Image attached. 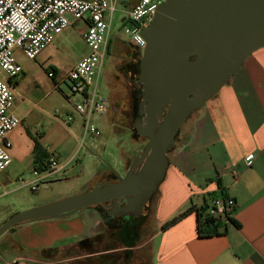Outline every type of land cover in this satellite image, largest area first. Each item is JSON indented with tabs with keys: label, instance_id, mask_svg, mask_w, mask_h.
Segmentation results:
<instances>
[{
	"label": "crops",
	"instance_id": "obj_1",
	"mask_svg": "<svg viewBox=\"0 0 264 264\" xmlns=\"http://www.w3.org/2000/svg\"><path fill=\"white\" fill-rule=\"evenodd\" d=\"M117 1L125 26L124 17L139 0ZM71 29L82 39L87 25L75 22ZM115 39L111 28L109 51ZM116 40L114 64L127 57V50L123 52L122 49L130 44L128 39ZM54 43L31 62L38 70L53 68L61 78L75 64L59 70L57 65L61 62L54 58L57 49ZM83 44L78 61L87 53L84 41ZM19 55L22 54L17 51L23 73L15 81V102L18 99L16 89L26 78L27 71L32 70L25 67ZM108 81L104 91L109 94L112 108L105 115L113 117L129 132L133 142L147 146L148 137L137 130L147 125L144 104L139 107L136 103L135 95L126 84L128 81L122 78ZM123 82L126 86H122ZM100 91L103 92L101 86ZM21 98L30 104V100ZM138 109L141 117H137ZM31 110L21 109L18 104L12 107V113L22 119V124L9 135L10 154L21 155L32 143L46 152V156L55 154L49 151L41 134L39 138L32 137L34 142L27 141L29 130L24 123ZM67 115H73L72 123L82 127V118L74 110ZM100 117L103 116L95 117L94 122ZM175 139L174 146L168 150L164 178L148 203V237L142 236L148 223L143 227L127 220L118 223L101 214L95 206L87 208L81 218L25 223L16 226L14 232H6L0 237V264H264V48L255 51L213 97L190 115ZM33 157L36 158L34 153ZM249 157L254 158L251 166H247ZM37 158L40 163L33 166L34 170L46 163L48 157L38 154ZM70 159L60 161L64 170L43 183L63 174ZM134 161L131 156L125 159L126 176ZM231 170L240 173L239 179L232 178ZM124 177L112 169L105 170L94 176L86 190L119 182ZM219 196L231 197L236 202L231 221L222 223L217 235L200 237L197 213L199 210L207 212L213 198ZM188 209L193 212L174 226L163 229L167 222ZM118 224L120 227H116ZM126 225L132 227V232L124 239L132 247H127L119 236Z\"/></svg>",
	"mask_w": 264,
	"mask_h": 264
},
{
	"label": "water",
	"instance_id": "obj_2",
	"mask_svg": "<svg viewBox=\"0 0 264 264\" xmlns=\"http://www.w3.org/2000/svg\"><path fill=\"white\" fill-rule=\"evenodd\" d=\"M142 35L148 103L142 155L119 182L15 214L0 237L21 224L72 217L109 202L122 217H139L164 178L169 147L184 122L264 48V0H165Z\"/></svg>",
	"mask_w": 264,
	"mask_h": 264
},
{
	"label": "built area",
	"instance_id": "obj_3",
	"mask_svg": "<svg viewBox=\"0 0 264 264\" xmlns=\"http://www.w3.org/2000/svg\"><path fill=\"white\" fill-rule=\"evenodd\" d=\"M165 0H139L124 17L129 24L124 32L129 43L143 52L147 41L142 31L147 28ZM117 0H0V175L12 163L10 133L22 124V119L12 113L15 103L14 82L22 75L23 67L16 52L30 61H36L42 52L50 47L75 22H85L87 29L82 39L87 53L74 67L57 80L56 71L46 68V74L53 80L56 89L69 87L65 98L74 112L82 118L83 134L81 142L88 137L99 138L101 132L93 122L97 116H104L111 109V103L99 87V79L108 52ZM70 125L72 115L61 117ZM72 157L68 164L72 163ZM248 158L247 166L253 164ZM64 170L56 154H50L45 165L34 170L32 191H37L43 181ZM233 179L240 173L231 170ZM236 202L228 196L214 197L207 215L217 223L231 221Z\"/></svg>",
	"mask_w": 264,
	"mask_h": 264
},
{
	"label": "rangeland",
	"instance_id": "obj_4",
	"mask_svg": "<svg viewBox=\"0 0 264 264\" xmlns=\"http://www.w3.org/2000/svg\"><path fill=\"white\" fill-rule=\"evenodd\" d=\"M112 26L116 39L123 41L128 39L124 32L125 26L119 8L114 14ZM116 39L112 41V55L117 46L118 40ZM54 45L57 48L54 58L61 62L60 65H57L61 71L73 63L76 64L84 49L80 35L73 29L65 31ZM19 57L25 67L32 68L27 71L26 78L16 89L18 99L14 104V106L20 105L21 109H32L24 123L29 130L27 141L34 142L32 137L39 138L41 134L44 143L49 146V151L60 157L61 162H66L68 158L72 157L74 160L66 167L63 174L56 175L49 182L42 183L34 192L31 190L30 184L36 177L33 169L36 161L33 153L37 154L33 151L35 145L33 146L32 143L30 149L22 151L21 155L15 157L11 152L13 161L8 169L0 175V227L5 221L20 212L86 193V189L97 173L112 169L120 176H126L123 167L125 159L127 156H131L136 161L146 146V144L133 142L130 133L123 130L109 115L95 119V122L93 120L99 128L101 136L96 139L88 137L82 144V127L76 123L66 125L61 120V117L66 116L68 111L73 110L65 98V94L69 93V87L63 85L62 91L56 89L54 81L48 78L44 68L38 70L30 60L22 55ZM137 75H139L138 72ZM59 79L57 77L58 81ZM131 81L126 82L129 88L133 86ZM100 85L102 93L109 99V94L104 91V79L100 80ZM22 96L30 100V104L25 103ZM35 105L38 108L34 107ZM39 154L42 157H49L44 151L39 150ZM95 208L99 212L102 211V207ZM87 210L83 209L76 215L64 217V219L81 218L82 213ZM149 226L148 222L146 228H143V237H148Z\"/></svg>",
	"mask_w": 264,
	"mask_h": 264
},
{
	"label": "flooded vegetation",
	"instance_id": "obj_5",
	"mask_svg": "<svg viewBox=\"0 0 264 264\" xmlns=\"http://www.w3.org/2000/svg\"><path fill=\"white\" fill-rule=\"evenodd\" d=\"M124 46L127 47H123L122 51L126 52V50L128 51L127 54V59L123 57V59H120L118 63L114 64L113 59L112 58L114 56V54H111V51H109L108 48V52H107V56H106V67L104 66L103 71L101 73L100 76V80L104 79L105 80V88L108 87V80H114L115 79H119L120 77L123 78V80L130 82V80H132V87L129 88V90L133 92V95H135V101L136 103H138L139 107L141 105V103L144 104L145 107V112L148 110V103L145 100L146 99V91H145V87L144 84L142 82V75H141V67H140V62H141V58H142V54L140 55V50L130 44H126ZM111 59V61H109ZM195 59V56L191 57V60L193 61ZM137 72L139 73V75H137ZM126 86L123 82L122 86ZM101 86V85H100ZM99 86V87H100ZM102 88V87H101ZM104 88V90H105ZM139 92V94H138ZM111 103V102H110ZM112 107V104H111ZM140 109H138L137 111V117H141L139 115ZM146 119H147V114H145ZM145 119L146 123L147 120ZM146 127V126H145ZM138 132H142L144 133L146 131V128L144 129H137ZM150 201V200H149ZM149 203V202H148ZM148 203L145 205V207L143 208V211L141 213V215L139 217H133L131 219L129 218H124L122 217L121 214L118 213V208L116 207L114 202H109L103 205H98L99 207H102V214H105V216L107 217H111L114 218L116 220V222L118 221V223L120 221H125L127 220L128 222H130L131 224H133L134 226L137 227H143L144 225H146L149 221L150 215H149V209H148ZM119 206H124V203H120L118 204ZM119 225V226H118ZM116 227H120V224H118Z\"/></svg>",
	"mask_w": 264,
	"mask_h": 264
},
{
	"label": "trees",
	"instance_id": "obj_6",
	"mask_svg": "<svg viewBox=\"0 0 264 264\" xmlns=\"http://www.w3.org/2000/svg\"><path fill=\"white\" fill-rule=\"evenodd\" d=\"M14 85L16 86L17 82H14ZM34 152H35V154L37 152L35 164H39L40 161H38V158H37V156L39 154V147L37 144L34 146ZM44 165H45V163H43V164L41 163L40 167H42ZM96 207H98V205ZM192 212H193V209H188V210L178 214L171 221L167 222L163 226V229H168V228L174 226L175 224L180 222L182 219L187 217ZM197 214H198V234L200 237L214 236V235H217L219 233V228H220L221 224L217 223L214 219L210 218L207 215V212L205 210H199ZM17 227L10 229L7 233L14 232ZM131 232H132V227L129 225H126V226H123L121 228V230L119 231V234H120L119 236L124 239L125 237H129ZM122 241L124 244H126L127 247H132L130 244H128L127 240L125 241V239H124Z\"/></svg>",
	"mask_w": 264,
	"mask_h": 264
}]
</instances>
